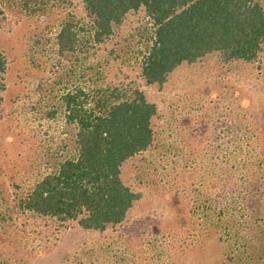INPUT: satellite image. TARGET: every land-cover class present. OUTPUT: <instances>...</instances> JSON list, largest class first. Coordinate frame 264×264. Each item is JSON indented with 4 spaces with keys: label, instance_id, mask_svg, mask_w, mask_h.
<instances>
[{
    "label": "rangeland",
    "instance_id": "374dc122",
    "mask_svg": "<svg viewBox=\"0 0 264 264\" xmlns=\"http://www.w3.org/2000/svg\"><path fill=\"white\" fill-rule=\"evenodd\" d=\"M0 10L8 59L0 264L264 263V49L253 60L224 61L221 52L183 60L163 84H150L143 67L155 29L144 6L103 43L92 45L83 31L79 48L65 53L57 32L70 17L88 21L82 0H0ZM77 86L116 88L113 100L140 89L157 106L152 144L122 165L140 197L124 221L104 230L25 206L36 184L78 152L61 97ZM231 229H244L241 238Z\"/></svg>",
    "mask_w": 264,
    "mask_h": 264
},
{
    "label": "trees",
    "instance_id": "16d2710c",
    "mask_svg": "<svg viewBox=\"0 0 264 264\" xmlns=\"http://www.w3.org/2000/svg\"><path fill=\"white\" fill-rule=\"evenodd\" d=\"M82 1L88 21L70 17L62 22L57 32L59 51H76L83 31L92 45L103 43L128 12L144 6L155 29L153 48L143 67L150 84H163L183 60L194 62L213 52H221L224 61L253 60L264 49L261 0ZM7 60L0 47V107ZM117 93L118 89L110 91L109 87L77 86L64 91L66 121L76 125L78 152L64 158L56 171L36 184L25 199L27 208L61 221L78 220L83 229L104 230L125 220L140 193L123 180L122 165L152 144L157 106L140 89L132 99L113 100ZM242 230L227 232L239 239ZM259 231L254 240L261 236Z\"/></svg>",
    "mask_w": 264,
    "mask_h": 264
}]
</instances>
